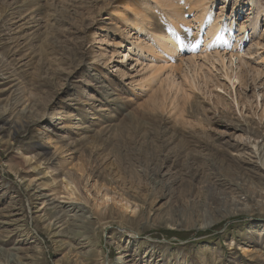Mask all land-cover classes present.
<instances>
[{"label": "rangeland", "instance_id": "374dc122", "mask_svg": "<svg viewBox=\"0 0 264 264\" xmlns=\"http://www.w3.org/2000/svg\"><path fill=\"white\" fill-rule=\"evenodd\" d=\"M171 2L0 0V264H264V0L206 1L233 88L185 82L207 27Z\"/></svg>", "mask_w": 264, "mask_h": 264}, {"label": "bare ground", "instance_id": "6f19581e", "mask_svg": "<svg viewBox=\"0 0 264 264\" xmlns=\"http://www.w3.org/2000/svg\"><path fill=\"white\" fill-rule=\"evenodd\" d=\"M172 0H167V1H165V2H161L160 0H154V7L152 8V9H150V11H153V10H155V9H159V8H163V7H165L167 10H173V9H175L176 10V7H177V3H174V5L172 4V2H171ZM190 1V6L189 7H191L190 9H192L193 10V12H196V14L194 15V20L198 23V32L200 33L204 28L206 29V27H207V29H206V31H205V38H204V44H205V46L203 47V48H200V49H198V48H196V46H194V45H192L191 46V48H192V56H191V59H190V62H187V63H190V65H192V66H194L193 67V72H194V74H191L190 75V77L188 78V77H183L184 79H185V82H186V80H188L190 83H191V85L193 86V84H194V77H197V75L195 74V73H197V71L196 70H202V69H200V67H197V65H196V58H202V60L203 61H209V62H211L212 61V63H217L220 67H221V70H223L224 71V77L226 78V80L229 82V84H230V86L233 88L234 86H235V84L236 83H240L241 82V76H240V74H238V72L237 73H235L232 69H231V67L232 66H234L233 64V62H235V61H238L239 63H240V66H242L241 64H243L244 62H243V59L244 58H241V56H239V52L237 53H234V52H231V51H229L228 50V46H229V44H228V42H227V39H225L226 38V36L223 34L222 36H221V39L219 38V36H218V34H219V32H220V27H222L223 25H221L220 23H217V20H213L212 18H210V16H208V17H205V15L207 14V3H206V1L207 0H189ZM179 7H181V6H179ZM183 8V7H182ZM149 11V10H148ZM190 11V14H191V10H189ZM136 12V11H135ZM155 12V11H154ZM184 12V11H183ZM168 13H171V14H173V13H176V11H170V12H168ZM258 13V12H257ZM137 12L136 13H134V15H135V17L137 16ZM120 15H122V13H120ZM260 14L258 13V16H259ZM123 16V15H122ZM147 17L148 16H146V17H143L142 16V19H138L139 21L138 22H145V21H147ZM121 21H124V22H126V20H124L123 18H121L120 19ZM149 20V19H148ZM168 21V24H170L169 22H171L170 20H167ZM147 22H149V21H147ZM154 25H156V24H152L151 23V25L148 27L149 29L152 27V26H154ZM134 28L132 29V32H133V36H136V43H137V47H139V48H146V47H157V48H159L158 47V45L154 42V41H152V40H148V39H146L147 40V42L145 41V40H142L141 38H138V36H139V34H141V35H143L144 33V31H143V29H140V25L138 26V25H136V24H134ZM144 28V27H143ZM196 28V29H197ZM151 31H155V32H159V34H160V38L161 39H164V40H166L167 42H169L170 43V45H167V47H166V50L167 51H169L170 53H172V54H175L174 52H176V49L178 48V47H182V40H181V37L179 36V33H178V31H177V29L174 27V26H170V25H168V29L167 30H162V29H159L158 27H153L152 29H150ZM161 31H163L164 33H162ZM132 35V34H131ZM128 37V36H127ZM125 38V39H127L128 40V38ZM221 40H222V43H221ZM196 41H197V39H196ZM117 43V42H116ZM159 43V42H158ZM179 43H181V46H177ZM193 43H194V41H193ZM223 44V46L224 47H227V48H225L227 51H229V52H227L226 53V51H222V53L220 52V51H213V52H209V48H210V46H215V45H218V44ZM160 44V46L163 48V49H165V46L163 45V44H161V43H159ZM252 45H254V44H252ZM257 45V44H256ZM117 46V45H116ZM236 46V45H235ZM235 46L232 48V50H234V48H235ZM264 46V45H263ZM250 47V46H249ZM257 47V46H256ZM259 47V46H258ZM255 48V47H254ZM259 48H261V47H259ZM252 49V48H251ZM256 49V48H255ZM253 50V49H252ZM256 51H258V50H256ZM255 51V52H256ZM255 52H253L254 54H255ZM259 52V51H258ZM195 53H198L197 55H195ZM252 53V54H253ZM246 54V53H245ZM122 55V54H121ZM258 55V54H257ZM122 56H124V55H122ZM226 56H228V57H226ZM243 57H245V59H246V56L245 55H242ZM253 56V55H252ZM125 57V56H124ZM255 57V56H254ZM190 58V57H189ZM227 58V59H226ZM200 60V59H199ZM249 60V59H248ZM208 62V63H209ZM262 62H263V59H262ZM211 63V64H212ZM227 63H229L230 64V66L231 67H227ZM184 64V63H183ZM203 64V63H202ZM205 64V63H204ZM248 64V63H247ZM258 64V63H257ZM213 65V64H212ZM211 65V66H212ZM239 65V64H238ZM184 66V65H183ZM186 66V65H185ZM208 66H210V64H208ZM237 66V65H236ZM182 67V66H181ZM189 67V66H188ZM155 67H150V70L152 71V70H156V69H154ZM192 68V67H191ZM201 68H205V67H203V65H202V67ZM236 68H238V66L236 67ZM239 68H241V67H239ZM245 68V67H244ZM248 68V67H247ZM253 68V67H252ZM158 69V68H157ZM172 69V68H171ZM206 70H207V72H211L212 73V71H210V69H207V68H205ZM149 70V71H150ZM160 70V69H159ZM237 70V69H236ZM241 70H242V68H241ZM250 70H252V69H250ZM186 71V70H185ZM238 71V70H237ZM257 71V70H256ZM156 72V71H155ZM157 72L159 73L160 71H158L157 70ZM156 72V73H157ZM218 72V71H217ZM152 73H154V72H152ZM151 73V74H152ZM156 73H154L155 75H156ZM157 73V76L159 75ZM161 73V72H160ZM184 73V72H183ZM206 73V72H205ZM253 73V72H252ZM257 73V72H256ZM260 73H262L261 71H260ZM259 73V74H260ZM185 74V73H184ZM214 74V73H213ZM153 75V74H152ZM151 75V76H152ZM198 75H199V73H198ZM203 75V74H202ZM205 75V74H204ZM220 75V74H219ZM212 76H214V75H212ZM222 76V75H221ZM258 76H260V75H258ZM257 76V77H258ZM262 76H264V75H262ZM153 77H154V75H153ZM200 77V76H199ZM256 77V78H257ZM146 78V77H145ZM205 78V77H204ZM170 79V78H169ZM196 79V78H195ZM141 81V80H140ZM188 82V83H189ZM172 84L174 83V81H172L171 82ZM189 83V84H190ZM149 84V82L148 81H143L142 82V84L141 85H139V86H141V87H139L140 89H145L147 86H149L148 85ZM191 85H189L190 87H191ZM229 86V85H228ZM194 87V86H193ZM144 91H147L146 89L144 90ZM143 91V92H144ZM4 124H6V121H5V119L4 118H2V117H0V130L2 129V126L4 125ZM11 124H12V122H11ZM7 125V124H6ZM20 125V124H19ZM18 125V126H19ZM12 128V127H11ZM23 128V127H22ZM13 131V130H12ZM15 132H17V130H15ZM14 138V137H13ZM260 158V157H259ZM263 162V161H262ZM263 163H261V167H263ZM10 169H11V167H10ZM13 169V168H12ZM28 192V191H27ZM29 199H31V198H29ZM108 202V201H107ZM223 216H224V214H223ZM223 216H222V218H223ZM35 217V216H34ZM214 219V218H213ZM200 221V220H199ZM206 222H207V220H206ZM215 222V221H214ZM201 223V222H200ZM174 224V223H173ZM197 224V223H196ZM213 224V223H212ZM37 225V224H36ZM204 224H197V226L195 225V229L196 230H202V229H207V228H210L211 226H209L210 224H206V225H204ZM29 251V250H28ZM32 251V250H31ZM40 254V253H39ZM27 258V257H26ZM31 261V260H30ZM30 263H32V262H30Z\"/></svg>", "mask_w": 264, "mask_h": 264}]
</instances>
